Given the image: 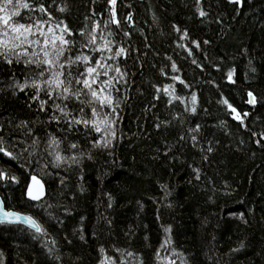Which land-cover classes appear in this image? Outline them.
<instances>
[{
  "label": "trees",
  "instance_id": "1",
  "mask_svg": "<svg viewBox=\"0 0 264 264\" xmlns=\"http://www.w3.org/2000/svg\"><path fill=\"white\" fill-rule=\"evenodd\" d=\"M43 2L51 24L64 21L73 30L68 38L77 42L74 53L99 59L113 55L118 47L127 49L126 57L106 61L120 67L123 79L114 70L101 77L119 80L113 81L120 89L113 91L119 105L117 136L111 148H95L93 143L102 134L83 125L69 132L63 122H49L52 111L37 110L31 89L20 92L10 87L14 80H24V65L0 60V136L2 146L15 156L0 153V171L20 181H0V196L7 209L33 215L48 233L41 236L19 224L0 225L3 264H100L105 256L126 264L141 260L167 264L165 258L181 264L173 250L188 264H264V0H245L243 7L228 0H202L205 18L199 17L196 0H117L120 26L109 24L107 29L103 27L111 16L107 0ZM65 3L68 10L58 11ZM20 11L24 21L29 15L41 16ZM93 21L101 23L97 44L107 38L113 52L82 46L86 37L80 32H87ZM109 31L114 35L108 36ZM184 31L188 36L182 39ZM173 63L178 71L172 70ZM78 69L83 65L73 72ZM230 70L234 83L228 79ZM169 85L180 100L163 92ZM249 92L256 97L253 107L247 105ZM192 94L197 97L194 114ZM228 104L243 123L234 119L236 113ZM69 107L81 115L75 111L78 104ZM100 111L103 115L111 109ZM84 118L92 119L89 107ZM21 121H27V127H17ZM197 124L200 132L193 147L189 130ZM53 136L62 141L58 149L49 147ZM70 143L78 144V149L70 150ZM209 147L211 152L206 151ZM57 151L65 157L84 152L93 158L85 155L78 165L68 161L54 168ZM194 169H199V179ZM31 175L46 187L42 201L26 198L25 184ZM108 194L113 197L111 208ZM169 227L171 232L166 233ZM168 236L172 243L162 248ZM48 248L61 259L49 258ZM127 251L135 255L128 257Z\"/></svg>",
  "mask_w": 264,
  "mask_h": 264
},
{
  "label": "snow or ice",
  "instance_id": "2",
  "mask_svg": "<svg viewBox=\"0 0 264 264\" xmlns=\"http://www.w3.org/2000/svg\"><path fill=\"white\" fill-rule=\"evenodd\" d=\"M110 6L111 16L108 21H105L103 27L107 29L109 24H115L118 28L120 26V20L117 18L116 4L117 0H107ZM245 0H228V3L243 7ZM202 0H196L197 13L199 17L205 18L208 16L207 11L201 7ZM15 9V10H10ZM21 9H26L29 13H39L41 16L35 19L29 15L27 21H24L21 15ZM68 10V5L65 3L63 7H60L58 11L65 12ZM0 60L8 65L20 64L22 63L25 67V78L21 82L20 80H14L10 85L14 90L24 92L26 89L32 90L31 99L39 103V112L52 111V115L49 117V122L55 121L56 123L63 122L66 125L67 131L72 132L76 130V126L83 125L89 131H94L101 135L100 140H96L93 143L95 148H111L112 140L116 138L117 133L114 125L118 122L117 108L119 105L113 96V91L119 92L120 89L116 88L113 84L115 80L119 83L117 77H111L109 79H101V77H108L109 72L114 70L120 79H123L124 73H122L120 67L108 64L106 61L116 60L117 58L127 56V49L124 47H118L113 55L104 57L101 56L99 59L94 56L76 54L73 52L74 47H76L77 42L69 39L73 35V30L64 23V21H59L55 24H51L52 16L48 7H46L43 0H33V4L27 2V0H0ZM96 15L93 12V16ZM46 17V19L44 18ZM19 18V19H14ZM132 15L127 16V20H132ZM85 20H91V17L86 16ZM47 25V27H45ZM85 28L88 25L85 24ZM101 28V23L98 21H93L91 28L85 32L81 31L80 35L86 37V42L83 43V47H89L94 52L103 53L105 51L111 53L113 52L112 41L103 38L104 42L102 45L97 44V30ZM180 31V29H176ZM112 31L108 32V36H113ZM125 36L129 33L125 32ZM188 36V32L184 31L183 38ZM197 48L200 47L198 41H193ZM208 43V41H204ZM191 54V52L189 53ZM195 63V61H193ZM83 65V70H77L73 72V68L77 65ZM172 70L178 71L175 63L172 64ZM252 71H255L253 68ZM228 79L232 81L233 72L230 70L228 72ZM174 80H179V77H172ZM184 83V81H180ZM79 86V87H76ZM172 88L171 85L165 87L163 92L172 97V99L180 100L179 96H174L173 93L175 89L173 88L170 92L169 89ZM159 92L160 89H157ZM43 94L46 99L42 98ZM248 103L250 105H255L256 97L252 92L248 93ZM155 99H161L160 96L155 97ZM192 108L191 112L196 113V102L197 97L192 94ZM59 101V102H57ZM51 102V103H50ZM171 103V100L169 101ZM225 104L228 102L225 100ZM70 104L77 105L75 111H78L81 115L77 117L73 114V110L70 109ZM89 107L91 109L92 119L84 118V109ZM228 107L233 113H236L234 119L240 120L243 123V119L237 112L236 108L228 104ZM110 108V113H104L102 115L101 109ZM58 113V115H57ZM249 113H244V116H248ZM116 116L117 118H111ZM27 121H21L17 127H27ZM157 128L160 127L159 124L156 125ZM3 131L2 126H0V132ZM31 130H29L30 132ZM63 131V129H62ZM191 133V140L193 141V147L196 146L197 134L200 132V125L197 124L194 128L189 130ZM67 139V137H65ZM185 137L181 136L180 140H184ZM5 143L3 136H0V153L4 156L15 159L12 152L8 151L2 145ZM37 141L33 140V144ZM62 141L58 140L56 137H52L49 147L55 146L57 149ZM259 144L260 141H257ZM79 145L76 143H70L69 149L76 150ZM48 151V149H45ZM207 152H211L212 148L206 149ZM49 155H52L49 152ZM87 155V158L91 160L93 157L90 153L80 152L79 154H73L71 156L65 157L60 154L59 151L55 153L54 162L52 167L59 168L62 163L71 161L72 165H78L80 159ZM207 160V156L204 157ZM47 164L45 168H47ZM71 166V165H70ZM197 173L196 179H199V169H194ZM47 174V173H46ZM83 179V177H81ZM0 181H9L11 183H20L18 177L10 176L5 171H0ZM65 178L60 179V184L65 185ZM26 196L31 201H42L46 195L45 185L41 179H38L36 175H31L30 182L25 184ZM83 191V188H81ZM113 197L108 194V207H112ZM51 207V205H49ZM67 214H71L70 212ZM239 218L247 223L243 213L239 214ZM81 217V221H83ZM23 221L36 233L41 236L47 235V231L41 227L40 224L36 222L31 216L23 217ZM21 222V214L15 211L7 210L5 207V202L0 200V225H13L19 224ZM111 224V221H107ZM63 223V221H61ZM81 235L80 239L84 240L83 227L79 229ZM166 233L171 232V228L165 229ZM36 238V237H34ZM52 244L56 242L51 241ZM71 243V241H69ZM170 236L166 237L161 247L171 245ZM243 247V243L241 244ZM239 249H233V251H238ZM119 252L120 250L117 249ZM101 254L105 253V249L101 247L99 249ZM54 253L53 248H48L49 258L59 261L61 256L59 253ZM126 255L132 257L135 255L132 251H127ZM159 255V252L157 253ZM173 255L179 256L181 259V264H188L186 258L183 257L181 253L175 252L173 250ZM0 257H3V253L0 252ZM167 259V264H176V261L171 258ZM0 264H3L2 259H0ZM100 264H126L125 261L114 259L110 256H105ZM143 264V261H140Z\"/></svg>",
  "mask_w": 264,
  "mask_h": 264
},
{
  "label": "water",
  "instance_id": "3",
  "mask_svg": "<svg viewBox=\"0 0 264 264\" xmlns=\"http://www.w3.org/2000/svg\"><path fill=\"white\" fill-rule=\"evenodd\" d=\"M137 1H142V0H137ZM247 98L249 99V97L247 96ZM247 105L249 106V107H253V105H250L248 102H247ZM38 178V177H37ZM38 179H40V178H38ZM28 182H30V178H29V181ZM43 182V181H42ZM45 190H46V187H45ZM45 197V196H44ZM26 198H27V196H26ZM28 199V198H27ZM0 200H2V198H1V196H0ZM29 200V199H28ZM29 201H31V200H29ZM33 202H37V201H33ZM7 209V208H6ZM7 210H10V211H15V212H18V213H20L21 214V222L19 223V225H22V226H24V227H26V228H28V229H30V230H32V231H35L34 229H32V228H30L24 221H23V217H25V216H31L30 214H27V213H25V212H20V211H17V210H12V209H7ZM31 217H33V216H31ZM33 219H35L34 217H33ZM36 220V219H35ZM36 222L38 223V221L36 220Z\"/></svg>",
  "mask_w": 264,
  "mask_h": 264
},
{
  "label": "rangeland",
  "instance_id": "4",
  "mask_svg": "<svg viewBox=\"0 0 264 264\" xmlns=\"http://www.w3.org/2000/svg\"><path fill=\"white\" fill-rule=\"evenodd\" d=\"M31 215V214H30ZM33 216V215H32ZM34 217V216H33ZM35 218V217H34Z\"/></svg>",
  "mask_w": 264,
  "mask_h": 264
}]
</instances>
